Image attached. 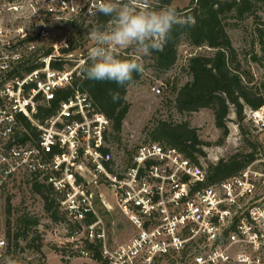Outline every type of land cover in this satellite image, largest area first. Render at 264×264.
Segmentation results:
<instances>
[{
  "label": "built area",
  "instance_id": "obj_1",
  "mask_svg": "<svg viewBox=\"0 0 264 264\" xmlns=\"http://www.w3.org/2000/svg\"><path fill=\"white\" fill-rule=\"evenodd\" d=\"M76 1L0 0V187L28 177L52 188L74 232L69 261L89 257L87 243H101L102 264H264V159L206 185L205 171L176 148L151 141L121 156L107 144L110 120L80 91L39 120L76 76L64 66L67 40L42 49L38 39L49 36L46 21L78 12ZM253 114L264 119V106ZM101 188L135 233L113 249L95 206Z\"/></svg>",
  "mask_w": 264,
  "mask_h": 264
},
{
  "label": "rangeland",
  "instance_id": "obj_2",
  "mask_svg": "<svg viewBox=\"0 0 264 264\" xmlns=\"http://www.w3.org/2000/svg\"><path fill=\"white\" fill-rule=\"evenodd\" d=\"M132 2L137 8L158 10L154 0ZM87 4L88 0H77L78 12L58 14L54 19L46 21L45 27L49 29V36L38 39L39 45L43 46L42 49L49 48L52 43L58 44L61 40H67L70 44L69 51L61 52L68 58L64 66L73 70L76 77L82 72L80 65L88 60V50L93 46L94 42L90 38L92 30L98 25L106 28L111 26L109 23H100L98 13H89ZM190 4L191 0H176L172 3L180 10L189 7ZM229 24L228 34L237 52L241 71L247 75V81L251 80V85L264 94V49L257 33L259 26H264V9L256 16L239 21L230 20ZM38 25L39 23H36L31 31L33 36L40 28ZM210 52L212 51L209 48H197L183 41L178 48L176 63L170 70L164 72L156 67L151 53L148 55L138 53L135 46L115 50V55L121 53L132 55L143 65L144 71L141 79L128 90L127 101L130 104V111L119 133V141H113L115 133L112 128L108 132L107 144L113 148V152L123 156L124 149L130 146L137 149L141 143L151 142V130L157 121L165 120L174 123L187 122L197 130L199 138L207 145L203 147L205 156L199 159V164L193 163L205 171L206 176L209 167L220 160H227L238 152H250V144L258 147L257 160L264 159V119L255 117L253 112L257 110H251L246 106L243 120L239 121L232 108L227 121L229 134L223 141L222 131L215 124L212 110L202 109L189 115H181L176 111L177 92L191 80L187 70L189 59L196 54ZM155 89H160L161 92L158 93L154 91ZM94 200L103 221L101 226L105 231L108 247L113 249L129 241L135 234L134 230L117 209L112 192L101 188ZM23 213L37 217L39 224L29 238L20 240L17 246L13 238L9 240V231L13 237L16 232V219ZM8 222H11L10 226ZM73 234L67 219L59 223L52 222L44 210L42 197L32 191V183H29L28 177L0 187V264H9L10 260H14L15 264H102V259L95 260L90 250L91 254L87 258L67 260L71 247L69 242ZM83 234L82 230V233L75 237L76 242L82 240ZM38 236L43 253L35 247V244L38 245L37 241L30 242L33 237Z\"/></svg>",
  "mask_w": 264,
  "mask_h": 264
},
{
  "label": "trees",
  "instance_id": "obj_3",
  "mask_svg": "<svg viewBox=\"0 0 264 264\" xmlns=\"http://www.w3.org/2000/svg\"><path fill=\"white\" fill-rule=\"evenodd\" d=\"M157 9H160L176 0H154ZM264 9V0H191L189 7L178 9L182 16H192L196 20L195 28L173 29L171 39L163 51H152L156 67L160 71L170 70L177 60L179 45L186 41L197 48H209L212 52L196 54L188 61L187 70L191 80L186 83L178 92L175 99V109L181 115H189L202 109H210L215 116V124L222 131L223 139L228 136L227 125L230 111H234L243 120L245 107L251 110H258L264 106V94L247 81V75L241 71L240 62L232 40L228 34L230 20H243L250 16H256ZM98 20L102 24L109 23L110 18L99 15ZM259 41L264 49V26L257 30ZM72 50V49H71ZM48 53V52H47ZM121 59H135L132 55L121 53L116 55ZM138 61V60H137ZM139 62V61H138ZM140 63V62H139ZM54 68L61 69V64H54ZM36 69L30 66L24 69H17L15 73L23 75ZM143 75L133 74V81L123 87L114 82L93 81L85 77L81 72L75 78L73 87L60 92L58 98L48 108H41L39 120L43 122L47 117L56 113L59 102L66 99L75 91L88 94L96 110L108 118L115 135L113 141H119L124 121L130 111V104L127 101V94L130 86L139 81ZM264 88V86H263ZM112 93L121 97L118 102H113ZM25 127L35 129L26 118H21ZM152 142L162 146L173 147L183 153L192 162L199 164V159L205 156L203 142L195 128L189 123H174L159 120L150 132ZM251 151L238 152L227 160H220L217 164L211 165L208 169L206 185L220 183L245 169L249 164L258 159L256 145L250 144ZM32 191L40 195L44 202V210L54 223L66 221V216L61 213L59 203L52 188L48 185L32 182ZM10 207V206H9ZM11 209L9 208V214ZM96 219L91 218L89 224ZM39 224L37 217L29 213L21 214L15 222L16 232L13 237L9 231V240L15 241L18 246L20 240H27L34 228ZM11 225V222H8ZM38 243L35 247L43 253L38 238L30 241ZM87 248L93 254L95 260H101V243H87Z\"/></svg>",
  "mask_w": 264,
  "mask_h": 264
},
{
  "label": "clouds",
  "instance_id": "obj_4",
  "mask_svg": "<svg viewBox=\"0 0 264 264\" xmlns=\"http://www.w3.org/2000/svg\"><path fill=\"white\" fill-rule=\"evenodd\" d=\"M96 13L109 17L110 27L98 25L90 38L93 46L88 50V60L83 62L82 72L89 80L114 82L123 87L133 81V74H140L144 67L135 59H121L115 55L117 48L135 46L136 51L148 55L152 51H163L172 36L174 27L195 28L192 16H182L169 3L158 9L137 8L132 0H94ZM113 102L121 97L112 93ZM9 264H15L10 260Z\"/></svg>",
  "mask_w": 264,
  "mask_h": 264
}]
</instances>
